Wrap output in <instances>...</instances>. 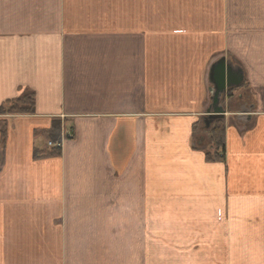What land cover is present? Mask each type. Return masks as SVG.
Wrapping results in <instances>:
<instances>
[{"label": "crops", "instance_id": "crops-1", "mask_svg": "<svg viewBox=\"0 0 264 264\" xmlns=\"http://www.w3.org/2000/svg\"><path fill=\"white\" fill-rule=\"evenodd\" d=\"M0 264H264V0H0Z\"/></svg>", "mask_w": 264, "mask_h": 264}, {"label": "trees", "instance_id": "trees-1", "mask_svg": "<svg viewBox=\"0 0 264 264\" xmlns=\"http://www.w3.org/2000/svg\"><path fill=\"white\" fill-rule=\"evenodd\" d=\"M4 113V109L1 110ZM10 114H32L34 113V98L32 95H25L15 101L12 107L8 110ZM57 129V130H56ZM59 131V128L54 126L52 129L47 131L46 134L51 138L54 134ZM210 142L214 148V153H208L207 159L209 161H215L222 158V152L225 150V125L221 119H215L209 129ZM6 137L4 133V138ZM59 147L52 150L48 155L56 156L59 155Z\"/></svg>", "mask_w": 264, "mask_h": 264}, {"label": "water", "instance_id": "water-1", "mask_svg": "<svg viewBox=\"0 0 264 264\" xmlns=\"http://www.w3.org/2000/svg\"><path fill=\"white\" fill-rule=\"evenodd\" d=\"M210 79L214 85L213 111H209L212 120L222 118L226 110L220 105V97L231 87L239 86L243 81V74L228 63L226 58L219 59L210 72ZM209 124V123H208Z\"/></svg>", "mask_w": 264, "mask_h": 264}]
</instances>
